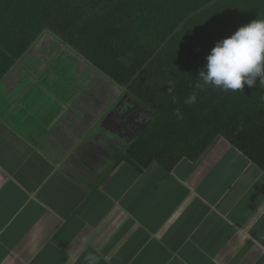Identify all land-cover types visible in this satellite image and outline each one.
I'll list each match as a JSON object with an SVG mask.
<instances>
[{
  "label": "crops",
  "instance_id": "obj_1",
  "mask_svg": "<svg viewBox=\"0 0 264 264\" xmlns=\"http://www.w3.org/2000/svg\"><path fill=\"white\" fill-rule=\"evenodd\" d=\"M42 82L0 86V264H264V171L247 156L218 137L195 162L140 168L96 136L67 156L77 96Z\"/></svg>",
  "mask_w": 264,
  "mask_h": 264
},
{
  "label": "trees",
  "instance_id": "obj_2",
  "mask_svg": "<svg viewBox=\"0 0 264 264\" xmlns=\"http://www.w3.org/2000/svg\"><path fill=\"white\" fill-rule=\"evenodd\" d=\"M257 18L264 0H0V83L51 32L157 114L117 164L172 170L222 137L264 171V86L198 87L216 43Z\"/></svg>",
  "mask_w": 264,
  "mask_h": 264
},
{
  "label": "flooded vegetation",
  "instance_id": "obj_3",
  "mask_svg": "<svg viewBox=\"0 0 264 264\" xmlns=\"http://www.w3.org/2000/svg\"><path fill=\"white\" fill-rule=\"evenodd\" d=\"M43 36H41L40 38H42ZM40 38L34 44L38 45L39 43L43 49L28 57L29 52L33 50L36 46L35 45L32 48V46L34 45L33 44L29 51L16 65L20 63L23 64L22 60H25V65L29 66V75L32 76L34 80H37L40 83L44 80L45 82H50V84L54 83L56 80L64 81L63 86H60V89L58 88L59 93H70L72 97L77 96V103L74 106L78 109V111L83 114V116H87L89 120H91L92 117L97 118L98 113L105 109L104 106L110 100L109 97L105 96V86L103 85L104 82L101 79L103 72L93 66L90 62H88V60H86L78 52L69 47L58 37V41L50 40L49 46L45 41L41 43ZM68 48H70L74 53H76L80 57L84 58L88 63H90L91 66L97 70V73L94 74L92 69H89L90 71L88 69H84V67L79 64V61H77V59L73 55H71V52L67 50ZM23 67L24 65L22 66V68ZM12 79H14V77ZM50 84H48V86ZM47 90L52 92L51 88H47ZM123 97L124 95L120 93L119 97L117 98L118 100L115 101L114 104L112 103L113 107H108L106 111L102 114L103 117L101 116V120L99 118L96 122L90 121L86 123V120L81 118V121L85 123V127H82L77 130V132L80 131V134L84 133V131L86 130L89 131H87V137L84 139V142H89L88 140L94 141V137L96 136L97 142L100 140L99 144L103 147V150H99L103 151L101 155H103L104 157L106 156V160L108 159L109 161L117 162L118 157L126 154L130 144L135 140L133 139V137L135 136V131L137 130V128L131 131L129 130L128 124H124L123 128L119 131L118 127H116L115 125H112L110 127L109 124L107 125L106 122L104 123L105 127L111 128L113 131H117L118 133H120L119 135L123 138L122 141H117V138H114L112 140L110 138L109 140H106L105 135L102 134V132H105L102 121H104L105 117L116 108V106L120 103ZM132 109L133 105H130L129 100H124V102L121 103V106L118 111L114 112L116 113L115 117H117L114 118V122L117 119L120 121L122 120V123H129L130 119V122L132 123L134 121H137L139 111ZM123 118H125L124 121Z\"/></svg>",
  "mask_w": 264,
  "mask_h": 264
},
{
  "label": "clouds",
  "instance_id": "obj_4",
  "mask_svg": "<svg viewBox=\"0 0 264 264\" xmlns=\"http://www.w3.org/2000/svg\"><path fill=\"white\" fill-rule=\"evenodd\" d=\"M206 59L205 67L199 72L202 84L198 87L212 85L225 92H236L243 91L245 85L255 87L257 81L264 86V18L252 20L218 41ZM196 101V95H191L186 103ZM177 115L180 116L179 110ZM85 259L87 264H96L92 254Z\"/></svg>",
  "mask_w": 264,
  "mask_h": 264
},
{
  "label": "water",
  "instance_id": "obj_5",
  "mask_svg": "<svg viewBox=\"0 0 264 264\" xmlns=\"http://www.w3.org/2000/svg\"><path fill=\"white\" fill-rule=\"evenodd\" d=\"M40 42H46L48 44V46L50 45V40L51 41H58L57 37H55L54 34H52L51 32H47L46 34H44V36L42 38H40ZM48 39V40H47ZM36 44H34L32 46V48L35 46ZM43 49L40 44L38 43V45H36L34 47L33 50H31L28 54V57L30 55H33L34 53H37L39 52V50ZM67 50H69L71 52V55H73L77 61H79V64L82 65L84 67V69H92V71L94 72V74L97 73V70L94 69L90 63H88L84 58L80 57L79 55H77L76 53H74L70 48H68ZM22 63L23 64H18L16 65L13 70L5 77V79H3V81L0 83V86L1 84H3L5 81H7L8 79H12L13 77H17V79L20 80V88H24L27 84V82L29 80H32L33 77L29 75V66H26L25 65V60H22ZM24 65V67L22 68V66ZM89 70V71H90ZM85 71V70H84ZM23 76L26 77V79L22 78ZM103 80V85L105 86V91H106V94L105 96L106 97H109L110 100L108 101V103L104 106L105 109L103 111H100L98 113V117L97 118H94L92 117V121H96L98 120V118H100L102 116V114L106 111V109L110 106H112L114 104L115 101H117L120 93H122V95H124L123 99L120 101V103L116 106V108L111 112L109 113L104 121H102V124H103V128H105L104 126V123H112L113 125L114 124H117L118 126V129H122L124 124H128V127H129V130L133 131L134 129L137 128V130L135 131V136L133 137V139H137L149 126L150 124L157 118V114H155L151 109L147 108L146 106H144L141 102H139L137 99H135L133 96H131L128 92V89L127 88H123L117 84H115L111 79H109L107 76H105L103 73H102V78ZM100 89V88H99ZM128 99L129 100V103L130 105H133V109L132 110H138L139 111V116H138V123L137 121H134L133 123L129 121V123L125 122V123H122V120H116L114 122V118H117L115 117V114L114 112H117L118 109L120 108L121 106V103L124 102V100ZM113 103V104H112ZM75 104H72L71 106V111L74 112V114L78 117V118H82V115L78 109L74 106ZM113 107V106H112ZM79 112V114L77 113ZM118 114V113H117ZM120 114V113H119ZM105 115V114H104ZM125 120V118H123V121ZM89 120H87V117H86V123L88 122ZM110 121V122H109ZM87 131H84V133H81L80 134V131H75V133L73 134L75 136V138L78 137L77 139V142L74 143L72 149H70V151L67 153V156L68 155H71V156H74L76 154V151L74 150H78L83 142H84V138L83 136H85L87 134ZM88 140V139H87Z\"/></svg>",
  "mask_w": 264,
  "mask_h": 264
},
{
  "label": "rangeland",
  "instance_id": "obj_6",
  "mask_svg": "<svg viewBox=\"0 0 264 264\" xmlns=\"http://www.w3.org/2000/svg\"><path fill=\"white\" fill-rule=\"evenodd\" d=\"M22 78L26 79V77H25V76H23ZM0 90H1V92H3V91H4V89H0Z\"/></svg>",
  "mask_w": 264,
  "mask_h": 264
}]
</instances>
